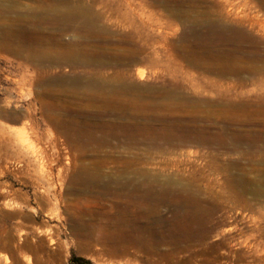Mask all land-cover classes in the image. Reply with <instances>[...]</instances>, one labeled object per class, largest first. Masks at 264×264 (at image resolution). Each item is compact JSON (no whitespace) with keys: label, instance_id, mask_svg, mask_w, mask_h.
Returning <instances> with one entry per match:
<instances>
[{"label":"rangeland","instance_id":"1","mask_svg":"<svg viewBox=\"0 0 264 264\" xmlns=\"http://www.w3.org/2000/svg\"><path fill=\"white\" fill-rule=\"evenodd\" d=\"M230 6L231 18L239 11L264 20V0H0V264H36L37 258L45 264H119L80 250L71 233L81 208L98 207L94 197L103 189L83 182L86 171L98 164L102 180H113L114 191L132 180L128 190L142 184L143 193V184L150 183V193L160 200L162 219L156 225L163 238L168 239L171 228L180 239L186 227H215L209 238L192 236L195 248L206 251L202 257L214 256L215 261L184 251L135 264H221L223 254L230 264H264V144L242 141L220 148L217 136L210 134L215 125L204 128V118L214 113L219 120L239 121L243 133L260 129L254 123L264 119V110L244 103L252 99L258 76L237 58L233 67L242 68L240 75L222 77L204 69L207 53L194 46L191 34L193 28L204 31L208 21L225 16ZM69 12L76 23L89 18L91 30L78 26L80 22L67 26L63 17ZM240 28L259 37L258 27L244 23ZM14 33L32 39L43 33L46 59L26 61L16 55ZM83 36L90 37L91 47H83L94 59L90 67L75 66L64 56L78 49L74 42ZM220 42L217 48L229 47ZM221 77L242 80L243 91H252L228 96L227 102L211 97L210 80ZM37 98L49 111L32 112L38 134L26 136L22 116L34 101L39 106ZM212 100L214 104L208 103ZM157 118L177 127L158 129ZM187 132L199 141H188ZM37 161L51 170L49 180L40 179ZM187 211L192 219L183 217ZM6 237H13L7 248ZM50 238L58 241L50 243ZM247 239L255 245L245 246ZM172 246L164 242L159 247L167 252ZM234 251L241 253L240 261H232Z\"/></svg>","mask_w":264,"mask_h":264},{"label":"bare ground","instance_id":"2","mask_svg":"<svg viewBox=\"0 0 264 264\" xmlns=\"http://www.w3.org/2000/svg\"><path fill=\"white\" fill-rule=\"evenodd\" d=\"M231 5L233 6L232 3H231ZM76 6H77V4H76ZM74 7H75V5H74ZM77 8H79V7H77ZM222 9H223V7H222ZM231 9H233V7L230 6L227 9V11L225 12L226 13L225 16H223V17L218 16V17L214 18L213 20L208 21L207 25H206V29L204 31H199L198 30L199 27L193 28L191 30V34H192V37L194 40L193 44L195 47L200 48L201 51H203V53L204 52L207 53L206 56H207V59L209 62L205 63V65L203 66L204 69H206L208 71H212V72H214V73H216L222 77L225 76L226 74L240 75V73L243 71L242 68L238 70V69L233 67V62L235 60L233 58H237V60L239 59V61L241 63H243L244 65H245V63L249 64V66H247V67H250L252 69L251 71L253 72V74L257 75L258 77H257L255 89L252 88L253 89L252 99L244 100V103H246V104L249 103V105L253 106L254 110H256L258 112H261V111L263 112L264 106L262 105V103H264V77H262V74L264 75V20L256 19V18L251 17L245 13L241 14L242 12L240 13L239 11L235 12V17L231 18ZM81 13H83V12H81ZM63 18H64V22L67 24V26H69L72 23L74 25H76L78 22H80V21H77V23H76L77 19L75 18V14L70 13V12L66 13ZM224 19H226V20H224ZM87 20L81 21L77 25L78 26L82 25L83 28L85 27L88 30H91V28L93 26V22L87 21ZM203 21H205V20H203ZM244 23H248V26L250 25L251 29H252V27H258L257 31L260 32L259 37L256 38V37H254L252 35H248L246 32H244L243 31L244 29L242 27L241 28L243 30L240 28L241 24H244ZM197 24H199V23H197ZM82 26H80V27H82ZM209 32L212 34V36L209 35ZM42 34L38 33V35L34 39H32V38H28V37H20V36L17 37L18 35H15V33H14V35L12 36V40L14 39L13 37H16V40H15L16 44L13 45L12 50L14 51V53L16 55L20 56L21 58H23L26 61H34V60L43 61L44 59H46L48 53L46 50V44L44 42L45 36H44V34L43 35ZM74 37H75V35H74ZM89 38H88V36H86V37L83 36V37H80L79 39H77L74 42V44H75L76 48H78V49H76L73 52L65 51L64 52L65 59L75 66H88V67H90L91 65H93L94 59L92 58L91 55H89V52H87L83 49V47H91V44L89 43V41H90ZM220 41H222L223 43H226L227 45H229V47L227 46L228 47L227 49L217 48L216 45ZM70 45H72V44L66 43L67 47H69ZM237 54H238V57H233L234 55L237 56ZM128 55H129V53H128ZM20 66H21V64H20ZM260 77H262V78H260ZM210 81L212 83L211 86H213V87H212V89H210L211 93L209 92V94L211 95V97L218 98L221 100L228 99L229 98L228 96L235 95V97H238L244 93H246V94L251 93V91H252V90L250 92L243 91L242 88H243L244 83L242 80H239V83H236L234 81H226L223 78L222 79H213L212 78ZM236 86L240 87L242 90L237 91V92L232 94V89L235 88ZM20 91H22V90H20ZM31 91H32V89H31ZM170 91L171 90H169V92ZM38 98H37V100H38L37 102L39 103V106H37V108H36L35 107L36 103L34 101L32 104H29L25 108V113L22 116L24 120L26 119L25 121H23L24 129H28L27 131H25L26 136H28V135H36L37 136V134H38L37 130H36L37 124H36L34 118L32 117V112L38 110L40 112L42 111L43 113H46L47 111H49L48 106L45 103H43L41 101V99H38ZM214 102H215V100H212V101H209L208 103L214 104ZM226 102H227V100H226ZM212 116L214 119L210 118V116H208V117L206 116V118H204L205 122L207 121V124L204 126V128L209 126V129H210V126L212 128L215 125V127L218 129V130L214 129V131L216 130V132H210L211 130H209V129H208V131L210 132V134H213L214 138L217 136L216 142H218L217 144H219L220 148H222L221 146H224L223 148L232 147V145H233V147H236V146H234V143H237V145H240L242 143V141L245 142L246 144H250V145H255L257 142L264 144V119H262L261 121H256L257 123H254L255 126L257 125V126L261 127L260 129L248 130L245 133H243L242 131H240L241 128H240V124H239L240 122L239 121H236L233 119L232 120L230 119V121H227L226 119L225 120H219L218 119L219 117L216 118L214 116V113L213 114L211 113V117ZM48 119H50V118H48ZM255 119H256V117H255ZM167 120H169V119H167ZM228 120H229V118H228ZM155 121L156 120H154V122ZM49 122L53 127H55L56 124L52 123L51 121H49ZM157 122H158V125L156 126V128L161 129V130L165 129V128H170V129L172 128L173 129L174 126H176V124L174 122L168 123L165 119H161V118H157ZM249 123H250V121H249ZM145 126L149 127L148 125H145ZM188 127H190V126H188ZM202 128H203V126H202ZM208 131L206 130V133ZM58 133L59 132L57 131V134ZM210 134L208 135L209 137H210ZM245 135H246V137H245ZM24 136L25 135L20 136L18 138V140L20 142H23L24 141L23 138H25ZM213 136L211 137V139H213ZM209 137H208V139H210ZM56 139H57V137H56ZM186 139L190 142L199 141V139L192 136V134L190 132H187ZM208 141H209V143L212 144V142H210V140H208ZM214 141H213V143H216ZM213 146H214V144H213ZM237 147H239V146H237ZM230 149H232V148H230ZM188 156L189 155H187V157ZM187 161H189V160H187ZM175 166H176V164H175ZM38 167H39L38 169H39L40 179L45 180V181L49 180L51 178L50 177L51 170H49L48 168L45 167V164L43 161L38 162ZM83 169H84V167H83ZM198 170H200V169H198ZM198 170H197V172H198ZM58 171H60V168L58 169ZM141 173H143V172H141ZM83 174H82V176H83ZM103 179H105V178H103ZM131 179H133V178H131ZM131 181L127 182L126 184L124 183V185L122 184L123 185L122 187L118 186L120 188L117 191H114L113 189H111L112 187L110 186V183H111V185L113 183L112 179H111V182L110 181L104 182L102 180V165L98 164L93 169L86 171V173L84 174V177H83L84 184H86V185L91 184L92 186H94L93 188H95V187L101 188V189H103V192H99L101 195L98 193L100 196L97 194L98 196L95 195L97 197H94V199L96 198V202H95L97 204L96 206L101 207L100 208L101 210L100 209L96 210L98 208L96 206H95L96 209H93L91 211L81 210L82 209L81 208L80 211H78L76 213L77 216L76 217L74 216V218L72 219V223H74V225H73V228L71 230V233L74 236L76 242L79 244L80 250L89 251L92 255H94L95 257H98V258L106 256L112 260H118L119 264H122L121 262H123L124 264H135L134 262L136 260L138 261L139 259H140V261L145 260L149 263V260H153L154 257L157 258V260L160 257H170L171 258L175 254H177L178 252L180 253V252H184V251H188V252L191 251L192 255L201 257V259L203 261H212V260L215 261V260H217L216 257H214V256L209 257L208 256L209 254L207 255L208 257H202V256H204L202 251H205V250L203 249L201 251V250L195 248L196 246H194L195 244H193V242H192V238H193L192 236L195 237L194 238L195 240L197 238L198 239L199 238L203 239V238H207V237L209 238V236L213 232L215 233V231H214L215 227L212 229V228H210L211 226L208 225L209 228L201 226L203 228H201L199 230L197 228H196V230H194V229L191 230L190 227L185 226L186 228L183 229L184 232L183 231L180 232V235L182 234V238H180V239L178 238L179 236L177 237L178 233L173 228H171V231H169L166 234V235H168V239L163 238L164 236L162 233L164 231L161 233V227L156 225V223L162 219L158 215V211H160V210L157 209L160 200L158 199V197L156 195H153L150 193V191H149L150 186H151V185H149L150 183H147V184L144 183L143 184V185H145V191L143 190V193H141L142 191H140L141 189H143V188H141L142 184L135 185V186H133L134 185L133 184L132 188H129L130 190H128L127 187L133 182V181L132 182ZM168 181H167V183H168ZM138 182H139V180H138ZM91 185H90V187H91ZM113 185L115 188V184H113ZM172 185H173V182H172ZM86 187L90 188L89 186H86ZM167 187H169V186H167ZM170 189H171V187H170ZM170 189H169V191H170ZM183 190H185V189H183ZM99 191H100V189H99ZM172 192H174V191H172ZM185 192H186V190H185ZM43 193H44V191H43ZM174 193L176 194V192H174ZM103 195H109L107 199L104 197L106 202H100V200H103V199H101ZM185 199H187V197ZM93 204H94V202H93ZM185 208H186V206H185ZM190 213L191 212H188V211L185 212L183 217L189 216L187 218L192 219L193 213H191V214ZM171 217H172V219H175V218H177V215L172 214ZM180 217H181V214H180ZM195 217H196V215H195ZM182 220H184V219H182ZM153 224H155V225H153ZM193 225H195V224H193ZM196 226H197V224H196ZM198 226H199V224H198ZM191 227H192V225H191ZM220 231H222V229ZM214 233H213V235H214ZM164 235H165V233H164ZM12 238L6 237L4 239L5 242H3L4 243L3 246H5L6 248L9 247V242L12 240ZM56 241H58V240H55V238L49 239L50 243H55ZM180 241L184 244L180 245L178 243ZM198 241H200V240L195 241V243ZM217 241L218 240H216V243H217ZM164 242H167L169 244H173L174 247L172 246L169 250H167V252H162L161 251L162 248L159 246L162 243L164 244ZM213 243H214V240H213ZM219 243H221V242H219ZM254 243H255V241H254ZM254 243L247 239L245 246H247L248 248H251L255 245ZM28 245H30V243H28ZM30 246H29V248H30ZM167 246H168V244H167ZM256 246H258V245H256ZM198 248H200V247H198ZM261 248H263V247H261ZM212 249L214 250V248H212ZM9 250L10 249L8 248V251ZM208 250H209V248H208ZM249 250H251V249H249ZM214 251H212V252H214ZM209 252H210V250H209ZM217 254H215V256ZM240 254L241 253L239 251L232 252V255H233L232 261H234V262L238 261V260L240 261L241 260ZM220 257H221L220 258L221 264H230V260H228L226 254H223ZM165 259H167V258H165ZM201 259H200V261H201ZM160 260H162V259L160 258ZM35 263L36 264H45L43 262V260H41L40 258H37Z\"/></svg>","mask_w":264,"mask_h":264}]
</instances>
